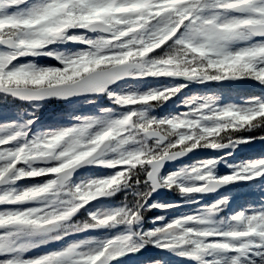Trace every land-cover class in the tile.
<instances>
[{"label":"snow or ice","instance_id":"snow-or-ice-1","mask_svg":"<svg viewBox=\"0 0 264 264\" xmlns=\"http://www.w3.org/2000/svg\"><path fill=\"white\" fill-rule=\"evenodd\" d=\"M193 84L239 102L186 97ZM105 97L111 107L69 113L71 126L37 123L45 101ZM10 98L32 111L0 113V264H122L149 247L188 264H264V152L235 156L264 144V0H0V101ZM170 101L184 110L154 114ZM199 150L212 155L161 175ZM90 167L114 171L73 179ZM231 187L249 189L235 206ZM161 188L191 204L223 195L145 229L152 209L181 207L152 201ZM117 193L115 208L92 203ZM94 231L109 235L81 238Z\"/></svg>","mask_w":264,"mask_h":264},{"label":"rangeland","instance_id":"rangeland-1","mask_svg":"<svg viewBox=\"0 0 264 264\" xmlns=\"http://www.w3.org/2000/svg\"><path fill=\"white\" fill-rule=\"evenodd\" d=\"M32 58H24V62H27V60H31ZM35 62L37 64H41V65H46V64H54L55 61H50L47 57H39L35 60ZM170 81L167 80H161L160 82H156V81H151V82H137V81H130L129 83H132L134 85H137L142 91L146 90L147 88L150 87H160L161 84L163 83H168ZM214 91H220L217 90V88L214 89L213 88H208L204 85H189L188 88L184 89V95L186 97H190L192 95H203V94H211ZM222 102H236L238 103V96L236 95L235 92H222ZM106 99V98H105ZM89 105L86 102H80L79 104L75 105L74 107H72L69 112H63L60 114H56V117L53 119V123H47V117L48 115H44L42 114L43 112H39V120L37 123H39V125H43V126H48V125H52V126H71L73 121L70 120L68 118L69 113L71 114H75V115H81V114H97V109L101 106H107V107H111L112 105L110 104V102L108 100H105V102L102 103H96L95 105H93L92 109H89ZM13 107L12 109H9ZM31 107V106H30ZM24 108V113L25 115L27 114V112L32 111V107L31 108ZM183 106H182V102H181V106L177 107L176 103L173 102H169L166 106H164L161 109H156L155 113L156 115H167V114H175L177 112L183 111ZM44 111V110H42ZM0 113H4L5 114V118H7V116L12 115L14 116L15 113H17L15 111V105H12L11 103H7L4 104L2 107H0ZM163 113V114H162ZM52 118V117H51ZM42 130H48L47 128H44ZM257 135H264V131H258L256 133ZM260 152H264V144H255L251 147L248 146H241V149H238L237 152L235 153L236 159L237 161L247 158L252 154H259ZM212 153H210L207 150H203L201 151V153H196L195 158H193L191 161H188L184 164H181L179 166H176L172 169H170L169 171L163 172L161 173V175L166 176L169 173L172 172H176L179 169L183 168V167H190L195 161L197 160H202V159H207L209 156H211ZM112 171V169H106V168H94L92 167L89 174L86 176L89 177H107ZM219 174H224L227 170L221 166L218 170ZM85 177V176H84ZM83 178V177H82ZM44 179V178H41ZM79 180V179H78ZM77 180V181H78ZM26 183V182H22ZM28 183H35V181H31ZM170 195H168V197L165 200H152V201H156L159 202L161 204H169V203H177V204H181L180 208H170L167 211H161V210H157V209H152L150 212L147 213V215L144 217V222H143V227L145 229H151L153 227L152 224H150V221L158 216H164L167 220L172 219L175 216H178L180 213L182 212H191L193 209L199 208L201 206L207 205L210 201H213L216 197L217 194L215 195H205L203 197L200 198L199 204H191V203H185L183 201V199L180 197L179 193L174 192V191H169ZM249 192V189L247 187H239L236 188L234 190H230L231 193V197H232V205L235 206L237 205L243 198L244 195L247 194ZM223 195V194H222ZM114 197V196H113ZM113 197L111 198H101V200L98 201H94L92 202L93 204H96L99 208L101 209H112L115 208L119 205V203L117 202V200H114ZM224 215H226V213H221V217H223ZM121 231V229H113L111 234H116L117 232ZM106 235H109L108 233H106L105 231H94V232H89V233H85L82 234L81 238L87 237V238H92V239H100L105 237ZM146 259H163L165 264H188L187 261H184L182 259H180L179 257L176 256H172L171 254H167L164 252H161L158 249L155 248H147L146 250H144L143 255L137 253L134 255H129V256H125L122 258V264H143L144 260Z\"/></svg>","mask_w":264,"mask_h":264},{"label":"water","instance_id":"water-1","mask_svg":"<svg viewBox=\"0 0 264 264\" xmlns=\"http://www.w3.org/2000/svg\"><path fill=\"white\" fill-rule=\"evenodd\" d=\"M79 99H81V98H76V99H73L72 101H76V100H79ZM64 102H67V101H64ZM189 155H191V153H189L187 156H189ZM187 156L182 157V158H180V159H178V160H176V161H172V162H168V163H166V164L164 165V167L161 169V172L167 170V169L169 168V166H172V165H176V164L181 163V162H182ZM89 169H90V168L80 169L77 173L74 174V176H77V175H79L80 173L85 172V171H87V170H89ZM74 176H73V177H74ZM221 191H223V190H217L216 193H219V192H221ZM153 194H154L155 197L162 196V195L164 194V190H163V189H160V190H158L157 192H154ZM209 194H212V193H209Z\"/></svg>","mask_w":264,"mask_h":264}]
</instances>
